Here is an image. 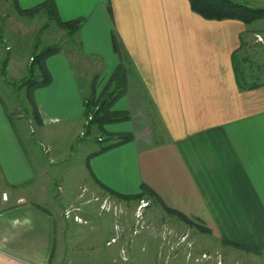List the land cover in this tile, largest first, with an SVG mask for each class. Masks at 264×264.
<instances>
[{
    "label": "crops",
    "instance_id": "obj_1",
    "mask_svg": "<svg viewBox=\"0 0 264 264\" xmlns=\"http://www.w3.org/2000/svg\"><path fill=\"white\" fill-rule=\"evenodd\" d=\"M45 1L16 0L24 10ZM50 1L60 20L80 19L71 46L98 73L93 78L107 82L120 64L127 68L126 91L115 109L127 110L129 119L90 129H104L110 141L120 133L133 139L90 156L83 185L134 194L144 183L158 201L220 241L261 255L264 83L240 89L232 62L259 31L236 19H205L188 0ZM72 58L62 47L45 59L51 81L33 92L43 126L88 123ZM28 66L8 57L5 75L27 74ZM34 179L0 98V264H52L54 218L30 199Z\"/></svg>",
    "mask_w": 264,
    "mask_h": 264
},
{
    "label": "rangeland",
    "instance_id": "obj_2",
    "mask_svg": "<svg viewBox=\"0 0 264 264\" xmlns=\"http://www.w3.org/2000/svg\"><path fill=\"white\" fill-rule=\"evenodd\" d=\"M241 2L264 8V0ZM46 21L44 10L20 15L11 0H0V98L34 168L35 179L27 190L33 194L30 199L41 202L54 218L52 264H264V252H240L211 233L167 214L159 204L150 202L139 208L141 200L127 201L83 185L89 155L109 143V135L96 124L91 130V125L82 122L45 126L34 122L25 97L26 84L21 85L26 72H11V77L4 71L5 57L30 64L36 46L53 44L73 54V80L82 95L91 94L93 83L98 93L102 90L105 80L93 78L98 76L93 66L78 59L71 46L73 38L54 21L45 28ZM249 28L259 34L237 56L246 58L248 67L259 64L264 68V18ZM253 78L263 79L264 75ZM116 106L115 101L113 108ZM41 190L46 192L43 200L38 196Z\"/></svg>",
    "mask_w": 264,
    "mask_h": 264
},
{
    "label": "trees",
    "instance_id": "obj_3",
    "mask_svg": "<svg viewBox=\"0 0 264 264\" xmlns=\"http://www.w3.org/2000/svg\"><path fill=\"white\" fill-rule=\"evenodd\" d=\"M191 9L205 19L211 20H222V19H236L240 20L245 24H251L254 21L264 18V8L251 7L248 4L235 0H188ZM12 6L17 10L20 15H32L37 13L39 10H44L47 13V21L44 27H48L50 22H55L56 25L65 30L67 35H73L79 28L80 19L73 21H62L58 18L55 5L52 1H45L36 7L31 9H21L18 7L16 0H11ZM113 45L116 47V40L113 36ZM35 54L32 55V62L27 68V75L21 85L26 84L25 97L31 108V115L34 122L40 123V117L38 109L35 104L33 92L35 88L46 86L51 81V76L45 65V59L52 54L59 51L57 45H46L44 47L34 48ZM7 57L4 58L6 60ZM246 58L240 60L237 54H233V70L235 73V79L240 89H251L262 83L264 78L254 80V76L259 74L264 75V68L260 67L259 64H255L254 67H248L245 63ZM5 65V63H4ZM39 71V74H35V71ZM127 87V68L125 65L120 64L114 74L105 83L102 90L98 93L94 83L92 86V92L89 95H83V107H84V118L88 121L87 125L96 124L99 128L106 124L121 122L129 119V113L127 110H117L113 108V104L118 100L126 91ZM10 117V116H9ZM11 119V118H10ZM12 123V121H11ZM14 128V125L12 123ZM89 131V128H88ZM112 135H109V138ZM113 141L101 146L97 151L89 155H95L101 153L109 148L129 142L133 139L131 133H120L113 135ZM111 139V138H110ZM110 194L124 199L127 201L131 200H149V204L152 201L159 203L164 211L177 217L187 225H193L198 229L208 232L209 230L197 222L191 220L185 214L170 207H167L158 201L156 195L151 189L144 183L140 186V191L134 194H123L107 187H103ZM228 244V243H227ZM232 245V244H230ZM238 247L236 245H232ZM54 252V248H53Z\"/></svg>",
    "mask_w": 264,
    "mask_h": 264
},
{
    "label": "built area",
    "instance_id": "obj_4",
    "mask_svg": "<svg viewBox=\"0 0 264 264\" xmlns=\"http://www.w3.org/2000/svg\"><path fill=\"white\" fill-rule=\"evenodd\" d=\"M147 201L141 200L140 204H139V208H143L144 206L147 205Z\"/></svg>",
    "mask_w": 264,
    "mask_h": 264
}]
</instances>
